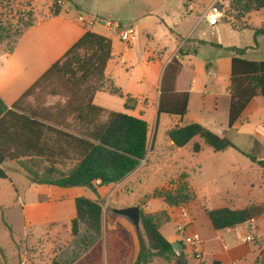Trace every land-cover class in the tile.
I'll use <instances>...</instances> for the list:
<instances>
[{
  "label": "rangeland",
  "instance_id": "1",
  "mask_svg": "<svg viewBox=\"0 0 264 264\" xmlns=\"http://www.w3.org/2000/svg\"><path fill=\"white\" fill-rule=\"evenodd\" d=\"M200 1H4L0 4V28L7 31L6 35L8 38L0 44V52H8L14 46L16 38H18L17 33L23 29V25L28 21L27 13L30 11L27 7L28 4H31L35 20L39 15L44 17V14H50L54 11L55 7H58L59 11L69 10L70 15L82 17L86 20V24H89V22L90 24H95V21L103 25L105 24L106 30L102 31L112 38L116 37L117 33L122 30L131 29L133 31L132 42L136 51L143 50L145 47L151 49L165 48L166 51H190L195 47V44L192 43L197 41V38L211 40L212 42H216L215 40L217 38L216 34L215 36L214 34L213 36L210 34L211 31H208L205 21H201V26L194 34L188 35L193 25L197 24L200 20L199 17L203 14V10L199 6H196V9L192 13H188L186 8L190 2L196 5ZM46 2L47 4H45ZM229 4V0H221L219 8L221 7L223 11V18L232 21L237 17H235V13L231 12ZM242 23L243 25L251 27V30L246 29L233 32L230 25L224 20H220L218 24L221 35L220 47L213 48L210 45H206L196 49L199 51L201 61L206 64L203 67L204 73L200 78V90L202 87L205 90L201 94L196 93L192 95L189 108L182 119V125L199 124L217 136L228 138L240 151L256 158H262L264 157V149L260 150L258 147L256 148L250 142L248 135L255 134L258 121L261 119L264 120V108L260 107L263 104V99H258L256 113L250 117L249 122L245 123L242 129L228 130L227 128L229 108L227 87L229 82L224 70L219 66L218 60L228 58L231 53H235V50L238 49L244 51L243 55L238 56L239 58L254 62L264 61V33L257 32L258 30L264 29V11L250 13ZM242 23L241 27L243 26ZM114 24L119 25L116 33L111 31ZM252 27L255 29L253 30ZM170 29L174 34L170 32ZM202 32L206 33L205 37L201 36ZM174 35H178L182 39V42L179 41L176 46H174ZM37 38H41L40 35ZM34 40L31 36L24 38L19 50L8 60L7 67H9V70L0 78V86H3V84L8 85L9 83L22 86L26 81L28 82L31 76L36 73L38 74V67L35 65V57L33 55L36 52L42 55L44 49L39 46L40 44H35ZM27 49L28 52L26 55L24 52ZM79 55L83 56L84 52H80ZM128 68L133 69L130 74L135 79V82L141 83V85H147L146 77L143 76L138 68L127 66V71H129ZM209 69L214 72L215 77L208 76L207 70ZM101 82L102 78L95 76L83 81L81 79L72 80L64 75L53 73L45 81L43 79L31 91L28 97L21 100L19 107L32 113L35 112L40 116L41 120L44 121V118L47 119V123L49 124L59 122L60 125L63 124L67 128V131L76 134L88 133L96 128L103 127L108 120L109 112L107 111L92 113L94 115V124L87 127L78 118L80 113L86 111L84 110V105L89 102L90 98L100 89L102 84L106 90L112 86L106 81H103L102 84ZM145 94L147 106L139 109L137 113L134 111L135 108L132 107L127 113L133 117L141 116L148 123L149 143L152 133L157 126V138L162 142L161 151L151 154L150 157L149 153H147L139 168L148 171L149 175L134 184L132 190L129 186L124 187L121 191L108 189L103 198H99L98 202L102 207V236H104L106 231L114 227V223L110 225L107 219L116 221L118 226L128 231L133 246V253L136 255L139 249V237H142L144 240L141 226L135 229L127 218L117 216L111 210L137 206V204L144 202L146 212H162V210L166 209V206L161 201L150 200L146 197L156 188L163 186L165 181L174 172L184 170L188 172L190 187H193L194 192L198 195V200L191 205V208H189L191 210L188 213L196 218L195 226L199 229L204 228V223L200 218L201 213L199 208L202 206H220L218 204L220 202L223 203L225 200L223 193L226 189L229 190L230 194L232 193V195H237L238 197L233 207L234 209H240L245 206L247 208L257 204L264 205V178L261 181V169L235 150L231 149L216 153L207 147L200 138H194L189 144L181 150H178L171 160L167 162L166 159L169 154L164 137L173 122H178L176 123L177 126L181 122L178 118L170 115L160 114L159 117L157 116L156 105L161 94V82H159L158 89L149 86L146 87ZM151 98L152 102L150 101ZM165 99L173 102L176 96L172 93L170 96H165ZM98 102L116 107L123 100L117 96L101 94L98 97ZM129 105H132V103H129ZM120 112H124L123 107H121ZM55 137V134L45 136V146L52 147ZM194 143H197L201 148L197 154L193 152ZM149 149L150 147H148V151ZM51 150L55 153L51 157L44 155L43 157L21 158L19 161L40 173H43L49 167L59 169L65 173L80 159L73 145L66 146L63 151ZM20 162L6 161L1 166L6 168V175L8 177L7 180H0V250L3 251L7 264H15L16 261L13 259L15 257L13 254L14 246L11 242L9 230L3 226L2 219L9 226L12 225L14 227L16 235L21 234V215L22 211L25 210L24 207L27 208V204L30 202H39L38 200L30 199L37 197L34 196V192L36 191L37 194V189L40 186L32 183L24 176L23 170L18 164ZM156 164H164L163 169H154ZM168 186V189L172 188L170 187V183ZM44 189H50L51 193H55V190H60L57 187L49 188V186H44ZM130 190L131 192L129 193ZM18 195L20 196V201L17 199ZM45 196L41 197L40 194V197L44 198V200L47 199ZM66 210L67 212L70 210L69 204L66 206ZM183 212L186 213L187 210H183ZM186 220L189 221L190 216L187 215ZM68 225L69 229L67 232L64 229L62 230V237L65 239L61 243L64 248L60 251L58 257L59 261L63 264H71L73 261L82 257L87 253L89 247L98 240V237H94L84 224H79L78 235L73 237L70 235V222ZM259 225L264 228V216L261 218ZM178 226L174 221L169 222L162 228L163 235L177 234ZM183 227H185L187 232L185 235L188 237H185L187 239L184 240V244L188 245L191 249L187 250L186 255L192 261L196 244L189 238L188 226ZM202 233H205V230H202ZM0 261L4 264L2 258ZM193 263L197 264L195 262ZM152 264L165 263L156 259ZM205 264H209L208 260L205 261Z\"/></svg>",
  "mask_w": 264,
  "mask_h": 264
},
{
  "label": "trees",
  "instance_id": "2",
  "mask_svg": "<svg viewBox=\"0 0 264 264\" xmlns=\"http://www.w3.org/2000/svg\"><path fill=\"white\" fill-rule=\"evenodd\" d=\"M4 1L9 0H0V4ZM30 1L33 2V0ZM229 1V8L232 13H235V17H237L235 20L237 21L252 12L264 10V0ZM27 7L30 10L27 13L28 21L23 25V29L17 33L18 38L35 24L31 4H28ZM59 12V8L55 7L52 15L57 16ZM6 32L0 28V44L8 38ZM257 32L264 33V29ZM18 38H16L15 43ZM13 48L14 46L8 53ZM111 49L110 40L86 31L65 53L62 59L52 65L11 109H8L0 98V167L6 161L20 162L21 158L43 157L44 155L51 157L54 155L55 153L45 146V132H55L59 142L64 139L72 140L73 147L80 159L65 173L53 167H49L43 173H40L29 168L25 163H18L24 175L34 184L58 188L87 187L95 192L96 183L97 187L117 185L140 166L148 153L149 146V126L142 118L110 112L103 127L84 133L80 137H74L52 127L57 126L59 123L54 122L46 125L44 123L47 122L46 119L43 121L35 112L32 113L19 107L21 100L28 97L43 79L45 81L53 73L64 75L72 80L81 79L83 81L95 76L102 78L101 84L106 81L112 85L104 77L106 64L111 56ZM80 52H84V55L80 56ZM178 53L182 54L180 50ZM243 53V50L236 49V57L231 60L228 130L233 129L234 124L252 99L256 97L264 98V62L247 61L239 58ZM178 70L179 64L174 59L164 71L157 116L159 117L160 114L175 116L182 122L187 112V93L176 96L173 102L165 99V96L172 95ZM102 85L97 91L106 90ZM106 91L124 98L125 109H132L133 104H135V100L124 96L113 85ZM91 103L92 97L84 105L86 111L79 115L80 121L86 126L94 124L92 113L104 112L103 109L95 107ZM129 103H132V105H129ZM167 137L176 149L185 147L194 138H200L207 147L216 153L229 149L235 150L264 172V160H257L256 157L240 151L228 138L217 136L199 124L175 125L168 130ZM200 149V146L194 143L193 152L197 154ZM7 179L6 171L0 168V180ZM170 187L172 188L155 189L146 198L161 200L170 208L180 207L196 200V193L186 182L185 176L182 175L176 181H171ZM144 205V202L137 205L140 208L139 219L144 240L139 237L140 250L133 264H151L155 258L162 260L165 264H189L185 253L182 252L180 255H176L171 244L160 233V228L170 220L167 213L164 211L146 213L141 208ZM205 212L212 228L215 231H224L261 217L264 214V205H251L238 210L221 208L206 210ZM107 221L110 225L113 224V220L107 219ZM81 223L87 227L94 237H98V240L93 243L92 248L82 258L72 264L130 263L131 241L125 230L120 228L110 229L102 236V207L98 201H92L85 197L75 199V215L70 220L72 236L76 237L78 235L79 224ZM4 226L9 229L5 223ZM51 264L63 263L54 259ZM213 264L218 263L214 262ZM256 264H264V250L261 251L260 259Z\"/></svg>",
  "mask_w": 264,
  "mask_h": 264
},
{
  "label": "crops",
  "instance_id": "3",
  "mask_svg": "<svg viewBox=\"0 0 264 264\" xmlns=\"http://www.w3.org/2000/svg\"><path fill=\"white\" fill-rule=\"evenodd\" d=\"M34 1L39 2L41 0H33V2ZM210 1L211 0H201L200 3L196 5L190 2L186 10L188 13H192V11L196 9V6H199L200 8H202L204 13V11H206L210 6L211 4ZM65 2H70V0ZM71 3L74 5L73 2ZM45 4H47V2ZM68 11L69 10L67 11L62 10L59 12L57 16H53L52 13L44 14V17L39 15L38 17H36L34 26L23 32L24 34H22L20 38L17 40L13 50L10 53L0 52V78H1L9 70V67H7L8 60L12 58V56H14L17 50H19L25 37L31 36L32 39H35L34 43L40 44L39 46L44 49V53L42 55H39L37 52L33 55L35 57L34 59L35 65L38 67V71H39L38 74L36 73L37 75L35 74L36 76L35 75L31 76L28 79V82L26 81L22 86H17L14 83H9L8 85L3 84V86H0V98L2 99V101L7 106L8 109H11V107L21 98V96L44 73H46L52 67V65H54L60 59H62L65 53L84 35L86 31L93 32L111 41V46H112L111 56L106 64L104 77L106 80L110 81L115 88L119 89L124 96H128L129 98L135 100V104H133L134 105L133 107L135 108L134 111L136 113L138 112L139 109L147 106V99L145 94L146 87L149 86L151 88L153 87L154 89H158L159 82H161L162 80L165 69L168 67V65H170V63L174 59L179 64V70L175 77L174 90L172 92L174 96L187 93L188 95L187 110H188L192 95L196 93L201 94L204 92L205 90L204 87H202L200 90L201 87L200 78L204 73L203 67H205L206 64L205 62L201 61L199 51L196 49H199V47L206 45H210L213 48L220 47L221 35H220V30L218 29L219 23L215 27H211L207 23H206L207 25L205 24L208 31H211L210 34L212 36L213 34L214 36L215 34L217 35L216 36L217 38L215 40L216 42L197 38V41H194L192 43L195 44V47L190 51H185V52L181 51L183 53L180 55L178 53L179 51H166L165 48L151 49L149 47H145L143 48V50L136 51L134 49L132 39L130 40L129 43H124L120 41L118 35L112 38L108 36L106 33H103L102 30H106L105 24L103 25L96 21L95 24L82 23L78 21L79 17L70 15V12ZM262 11L264 10L259 11V13ZM201 17L202 15L199 17L200 20L197 22V24L193 25L188 35L194 34L196 30L201 26L202 24ZM245 18H242L240 21H236L235 19L231 21L230 19H224L222 17L221 20H224L228 25H230L233 32L246 30V29L251 30V27L247 25H243L242 23ZM241 23L243 25L242 27H241ZM95 26H97V28H95ZM252 29L254 30L255 28L252 27ZM170 32L173 33L171 29ZM205 34H206L205 32H202L201 36L205 37ZM38 35H40L41 38H37ZM179 41L182 42V39L179 38L178 35H176L174 46H176L179 43ZM27 52L28 49L26 50V52H24V54L26 53L27 55ZM233 57H235V53H231L228 56V58H223L218 60L219 66L224 70V73L228 77L229 84L227 87V94L229 96V102H230V94H229L230 66ZM186 62L188 63L186 64ZM127 66L138 68L142 72L143 76L146 77L147 85H141V83L135 82V79L130 74V72L133 69L128 68L129 71H127L126 70ZM209 73H211V75ZM207 74L209 77H215V74L211 69L207 70ZM101 94H108L110 96H115L110 94L106 90L97 91L92 97L91 104L93 106L101 108L109 113L110 112L123 113L131 116L130 114L127 113V111H129L130 109L129 110L125 109L124 98H121L123 102L118 104L116 107H113L111 105L102 104V102H98V97ZM260 98L261 97H256L252 99V101L243 111L240 118L234 124L233 126L234 130H236L237 128L242 129L243 125L249 122L250 117L254 115L258 109L257 101ZM261 99L264 100V98ZM150 101L152 102V98L150 99ZM158 101L156 107H158ZM121 107H123L124 112H120ZM260 107L264 108V101L263 104L260 105ZM79 115L78 118L80 117ZM136 118H142V117L139 116ZM44 123L46 125H50L47 122ZM176 123L178 122L176 121L173 122L170 128L175 126ZM179 126H183L182 122L180 123ZM52 127L57 131L66 133L74 137H80L82 135L81 133L76 134L74 132L67 131V128L64 127L63 124L60 125V123L57 124V126H52ZM256 127L257 130L255 134L253 135L247 134V135L250 142L253 143L256 148L258 147L260 150H262L264 149V120L263 119L259 120ZM49 134H55V132H45L46 137L49 136ZM164 138L166 140L165 141L166 147L169 154L166 159L168 162V160H171V158L177 153V151L181 150L182 148L180 149L174 148V146L167 137V133ZM73 144H74L73 141L70 139H64L61 142H59L56 136L55 140H53V146H55V148H53V146L52 147L47 146V147L50 148V150L54 149L57 151H63L66 146ZM149 145H150L148 146L150 147L148 151L149 157L151 156V154H155L161 151L162 142L157 138V126L154 132L152 133V137L150 139ZM257 160H264V157L257 158ZM164 164H160V165L156 164L158 166L155 165L154 169L155 168L163 169ZM261 172H262L261 173V181H262V179L264 178V172L262 170ZM187 173H188L187 170L174 172V174L172 176H169V178L165 181V184L163 186H160L159 188L165 186L164 188L168 189L169 183L171 181H176L182 175L186 177V182L191 186L189 176ZM148 175H149L148 171L138 167L132 174H130L126 179H124L121 183L117 185H110L107 187H97V183H96L95 192L87 187H75V188H59L60 190H55L56 191L55 193H51L50 189H44V186L46 185H38L40 186V188L37 189L38 190L37 194L36 191L34 192V196L37 197L30 200H38L39 202L28 203L27 208L24 207L25 210L22 211V215H21L22 232L20 230L21 234L16 235V232L12 225L10 226L12 227L13 230L4 220H3L4 222H2L3 226L5 223L9 228L8 229L9 235L11 237V242L14 246L13 254L15 257H13V259L16 261L15 264H51L54 259L59 261L58 257L60 255V251L64 248L62 247L61 242L64 241L65 239L64 237H62V230L64 229L67 232L69 229V225L67 226V224H69L71 218L75 215L74 207H75L76 198L85 197L92 201H98L99 198H103V196L106 194L108 189L109 190L115 189L121 191L124 187L129 186V188H131L132 190L134 188L133 187L134 184L138 183L139 180L141 181V179L148 177ZM53 187L54 186H49V188H53ZM131 190L129 191V193L131 192ZM40 194L41 197H44L46 195L45 198L47 199L44 200V198H41ZM223 197L225 198V200L223 203L220 202V204H218L220 206H213V207L202 206L199 208L201 213L200 218L201 221L204 223L203 224L204 228L202 227L200 229L195 226L196 218L190 215V213H188V211L191 210L189 209L191 208V205L198 200V195L196 196V200L194 202L176 208H170L166 206L161 200H159L166 206V209L162 211L166 212L167 215L169 216L170 219L169 222L174 221L176 224H178L181 227L188 226L190 233L189 235L197 234L199 236V241L196 242V248L193 253V260L191 261L190 260L191 258L186 255V252L188 249H190V247L184 244L185 242L184 240H186L188 237L185 238L181 235L179 236L178 233L174 235L168 234V236H164L162 233V228L166 226L169 222L160 228V233H162L161 235L170 244L180 243L182 245V252L185 253L189 264H194L193 262L197 264H205L206 260H208L209 264H213L214 262H217L218 264H256V262L260 259V253L261 251L264 250V236H263L264 228H262L259 225V222L261 218L264 216V214L261 217L251 222L237 226L233 229H228L224 231H215L212 228L210 221L206 215L205 212L206 210H214L221 208L238 210L233 208L238 200L237 195H232V193L230 194L229 190L226 189L224 190ZM17 199L20 201L19 195L17 196ZM68 204L70 206V210L67 212L66 206ZM141 208L143 209V211L146 212V206H142ZM183 210H187V212L184 213ZM158 212H153V213H158ZM146 213H150V212H146ZM186 214L190 216L189 221L186 220L187 217ZM113 223H114V227L112 229L114 228L123 229V227L117 225L116 221H113ZM202 230H205V233H202ZM65 231L63 232L65 233ZM126 232L129 236L128 231ZM70 235L72 236L71 233ZM245 238H250V240L245 241ZM91 248L92 246L89 247V250ZM131 250H132V254L129 264H133L139 254V249H138L137 254L134 255L132 243H131ZM197 254L200 255V259L195 258V255ZM1 258L4 260V264H7L5 259L6 257L4 256L2 250H0V259ZM80 258H78L76 261H78ZM156 259L158 258H155L154 260ZM0 264L3 263L0 261Z\"/></svg>",
  "mask_w": 264,
  "mask_h": 264
},
{
  "label": "built area",
  "instance_id": "4",
  "mask_svg": "<svg viewBox=\"0 0 264 264\" xmlns=\"http://www.w3.org/2000/svg\"><path fill=\"white\" fill-rule=\"evenodd\" d=\"M220 2H221V0H212L208 9L206 11H204V13L202 14L201 20L205 21L211 27H215L223 17V11L219 8ZM78 21H80L82 23L86 22V20L83 19L82 17H79ZM89 24H90V22H89ZM118 28H119V25L114 24L112 26V32L116 33ZM132 34H133V31L131 29L122 30V31L117 33L120 41H122L124 43L130 42V40L132 39ZM209 74L211 75V73H209ZM177 233L183 237H187V235H185L186 234L185 227H178ZM189 238L195 244H196V242L199 241V236L197 234H191L189 236ZM249 240H250V238H245V241H249ZM195 258L200 259V255H198V254L195 255Z\"/></svg>",
  "mask_w": 264,
  "mask_h": 264
},
{
  "label": "water",
  "instance_id": "5",
  "mask_svg": "<svg viewBox=\"0 0 264 264\" xmlns=\"http://www.w3.org/2000/svg\"><path fill=\"white\" fill-rule=\"evenodd\" d=\"M0 168L6 170L5 167ZM111 212L117 216L127 218L135 227V229L140 227V208L138 206H132L123 209H112ZM171 246L176 255H180L182 253V245L180 243H173Z\"/></svg>",
  "mask_w": 264,
  "mask_h": 264
}]
</instances>
